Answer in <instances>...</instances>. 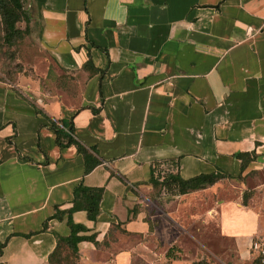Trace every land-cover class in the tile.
<instances>
[{
    "label": "crops",
    "instance_id": "crops-1",
    "mask_svg": "<svg viewBox=\"0 0 264 264\" xmlns=\"http://www.w3.org/2000/svg\"><path fill=\"white\" fill-rule=\"evenodd\" d=\"M30 6L51 66L35 79L0 78V264H49L57 238L69 233L66 210L78 183L101 187L98 212L90 219L84 209L70 211L85 237L61 264H181L165 253L176 240L170 224L187 229L182 207L186 221L211 220L248 253V238L264 232V205L242 204L247 188L209 208V190L222 178L161 191L193 204L164 206L170 223L154 222L148 205L159 197L149 178L158 160H176L182 178L264 174V0ZM75 142L96 159L88 170ZM238 152L251 156L243 167ZM253 187L262 194L264 179Z\"/></svg>",
    "mask_w": 264,
    "mask_h": 264
},
{
    "label": "rangeland",
    "instance_id": "rangeland-1",
    "mask_svg": "<svg viewBox=\"0 0 264 264\" xmlns=\"http://www.w3.org/2000/svg\"><path fill=\"white\" fill-rule=\"evenodd\" d=\"M21 5L23 13L15 22V26L22 31L20 37H14L11 41L5 42L2 38L0 23V78L11 82L23 81L27 78L35 79L43 74L46 67L51 66L48 55L38 43V22L31 17L33 10L30 6V0H21ZM262 179H264V174L258 171H251L248 176L238 179L222 178L210 188L205 207L209 208L211 202L215 203L221 197L230 199L239 196L240 190L243 188H247L244 189L247 204L260 207V204L264 205V191H261L262 194H255L253 193V186ZM156 189V196L159 198L148 205L154 214V222L167 221L170 223L159 212V209H165L164 206L175 207L177 203L181 204L184 201L189 202V200L193 204L191 198H162V192L158 188ZM187 210L185 207L178 209L179 219L186 225V231L181 229L172 231V224L168 228L176 237L172 243L173 251L181 259V264H192L195 261L201 262L200 264H256L246 249L238 246L232 238L217 233L211 220L195 222L198 217H194V220L186 221L185 217L190 216ZM190 211L193 212L194 210L191 209ZM259 234L264 235V232ZM249 241L250 237L247 244Z\"/></svg>",
    "mask_w": 264,
    "mask_h": 264
},
{
    "label": "trees",
    "instance_id": "trees-1",
    "mask_svg": "<svg viewBox=\"0 0 264 264\" xmlns=\"http://www.w3.org/2000/svg\"><path fill=\"white\" fill-rule=\"evenodd\" d=\"M23 13L21 0H0V23L2 28V38L5 42L11 41L14 37H20L22 31L15 26L16 20ZM59 134H56V138ZM67 141H74L71 137H68ZM59 142V141H58ZM76 147L82 151L84 156V170H88L96 159H89L83 147L77 142ZM240 158V167H243L248 159H250L249 153L236 154ZM156 161L152 163L151 174L149 181L158 188L160 191H166L170 193H184L194 189H200L206 187L217 179L230 177V174L221 172H200L187 178H182L176 171V160ZM165 163H169V166H165ZM101 194V187L98 186H85L81 183L76 184L72 190V204L66 210L67 217L66 223L69 226V233L66 236H59L52 251L48 254L49 264H61L62 261H68L69 256L71 259L76 257V242L80 240L83 235L77 234L78 230L84 229V225L74 223L70 219V211L74 209H84L88 218L93 219L98 212V201ZM241 203L246 204L245 191L241 193ZM52 216L58 215V210L52 213ZM92 238V236H89ZM2 242L0 243V247ZM67 248L68 252L64 253L63 249ZM173 245L171 244L166 250V256L177 257L173 251ZM249 253V250H248ZM250 255V253H249ZM251 256V255H250ZM252 261L256 264H264L258 261L257 258L251 256ZM74 259V258H73ZM201 262L195 261L192 264H200Z\"/></svg>",
    "mask_w": 264,
    "mask_h": 264
},
{
    "label": "built area",
    "instance_id": "built-area-1",
    "mask_svg": "<svg viewBox=\"0 0 264 264\" xmlns=\"http://www.w3.org/2000/svg\"><path fill=\"white\" fill-rule=\"evenodd\" d=\"M248 250L251 256L264 263V235H255L250 238Z\"/></svg>",
    "mask_w": 264,
    "mask_h": 264
}]
</instances>
